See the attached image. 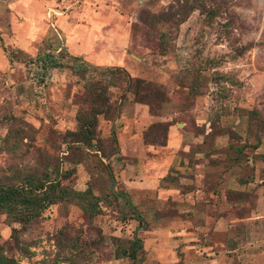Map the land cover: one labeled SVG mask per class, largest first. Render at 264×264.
Here are the masks:
<instances>
[{"label": "rangeland", "instance_id": "1", "mask_svg": "<svg viewBox=\"0 0 264 264\" xmlns=\"http://www.w3.org/2000/svg\"><path fill=\"white\" fill-rule=\"evenodd\" d=\"M44 170L97 212L0 211L8 264H264V0H0V183Z\"/></svg>", "mask_w": 264, "mask_h": 264}, {"label": "trees", "instance_id": "2", "mask_svg": "<svg viewBox=\"0 0 264 264\" xmlns=\"http://www.w3.org/2000/svg\"><path fill=\"white\" fill-rule=\"evenodd\" d=\"M57 58L56 54L46 52L39 55L37 60H40L46 69L48 67L62 68L63 64ZM69 67L77 73L85 74L89 65L84 61L79 62L73 58ZM115 70L126 73L124 69L119 67H116ZM143 83L141 82V85H139L138 82L137 87L142 86L143 88ZM135 93L137 96L141 93V90H135ZM90 97L94 103L91 115L79 119V129L67 132V134L75 137L74 142L82 143L85 146L92 145L96 117L105 111L104 108L98 106L102 100L97 89L90 91ZM52 175L53 172L44 170L41 173L31 172L26 174L16 183H0V211L9 215L14 222L22 223L24 228L34 222L49 205L63 200L75 201L83 211L91 215L97 212L96 202L89 189L85 191L71 189L61 184L56 173L54 176ZM13 231L11 237H16L14 228ZM140 246L141 240L136 237L132 243V250L129 252L124 250V253L134 258L135 251ZM70 247L74 248L76 246L72 243ZM8 262V258L0 253V264H8Z\"/></svg>", "mask_w": 264, "mask_h": 264}]
</instances>
